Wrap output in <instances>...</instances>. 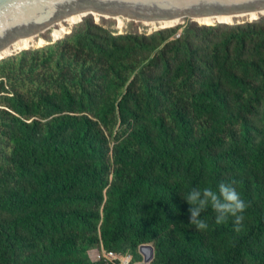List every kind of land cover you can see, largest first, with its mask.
<instances>
[{
	"label": "trees",
	"instance_id": "trees-1",
	"mask_svg": "<svg viewBox=\"0 0 264 264\" xmlns=\"http://www.w3.org/2000/svg\"><path fill=\"white\" fill-rule=\"evenodd\" d=\"M255 23L171 40L169 28L115 35L87 18L34 51L26 77L0 63V264H97V243L133 260L151 244L150 264H264ZM222 182L249 204L243 229L209 206L198 230L183 197Z\"/></svg>",
	"mask_w": 264,
	"mask_h": 264
},
{
	"label": "water",
	"instance_id": "water-1",
	"mask_svg": "<svg viewBox=\"0 0 264 264\" xmlns=\"http://www.w3.org/2000/svg\"><path fill=\"white\" fill-rule=\"evenodd\" d=\"M262 11L264 0H0V52L15 40L43 33L64 22L71 14L80 16L71 24L93 13L139 23L177 21L158 28L165 29L201 16L243 17L252 12L260 15ZM140 249L148 252L150 258L153 255L150 246Z\"/></svg>",
	"mask_w": 264,
	"mask_h": 264
},
{
	"label": "clouds",
	"instance_id": "clouds-1",
	"mask_svg": "<svg viewBox=\"0 0 264 264\" xmlns=\"http://www.w3.org/2000/svg\"><path fill=\"white\" fill-rule=\"evenodd\" d=\"M263 16L264 14L261 13L255 18H250L247 15H244L243 17L245 18L244 20L253 22L259 20ZM158 28H155V31L161 30ZM183 198L190 206L188 209V212L190 213V224L194 225L198 230H206L208 228V223L202 218V213L205 212L209 206L216 213L215 222L217 224L225 223L229 217H231L233 220L234 231L240 232L243 229L242 222L244 220V212L249 207V204L241 197V194L235 187L232 186V184L222 182L219 184L218 190H213L210 187H205L202 190L199 188H193ZM142 246H150L153 250V246L151 244L139 245L137 247V253L140 256V260H133L132 254L130 253L123 255L115 251H107L103 249L99 243L94 244L92 248L89 249L87 254L89 256V260L92 263L95 262L97 264H108V262L113 261L118 262V264H150L154 256V250L153 255L150 258L148 252L144 253L140 249ZM91 256L93 257L90 258Z\"/></svg>",
	"mask_w": 264,
	"mask_h": 264
},
{
	"label": "rangeland",
	"instance_id": "rangeland-1",
	"mask_svg": "<svg viewBox=\"0 0 264 264\" xmlns=\"http://www.w3.org/2000/svg\"><path fill=\"white\" fill-rule=\"evenodd\" d=\"M97 15V14H95ZM100 16H87L86 18L82 19L83 21L88 19H91V21L93 22V24L101 27V28H105V29H109V30H113L115 31V35L117 34H123L126 31H133L134 33H146V34H150L151 32L155 31V28H151L147 25H145L144 23H139V22H132L129 20H121L122 25H119V22L117 19L112 20V19H105L108 17H103V18H99ZM263 18V19H262ZM81 21H78L76 23L73 24H69L68 22H65L64 24H59L60 26H64V29L62 30V32L58 33L61 34L60 37L58 39L55 38H51L50 36H48V30L47 32H44L46 35L43 34H39L37 38L33 39L31 41V45L24 47V48H20V49H11L9 52L5 53L4 55H2L0 57V63L5 62V66L6 67H10L12 69V74H17L21 77H26L27 74L29 73V68H30V64H31V59L34 58L36 56V54L34 53V51L46 48L48 46H50L52 43H54V41L61 39L62 37H64L66 34H68L71 30V28L73 26H77L78 24H80ZM263 20H264V16L261 17L259 20L255 21V29L261 28L264 30V24H263ZM222 22H211L210 24H199L196 22H192V20H183L182 22H180L178 25L169 28L172 31V35L170 37L171 40L175 39V38H183L186 36H189L190 32L187 30V27H190L193 31H196V29H211V30H217V28H220L221 26H227L226 31L227 32H223V33H229V30L238 28V27H243L245 25L246 20H231V21H227V20H220ZM191 23L188 26L187 24ZM59 25H55V27L59 26ZM155 25H159V24H155ZM53 28V26H52ZM157 29V28H156ZM213 32V31H212ZM214 33V32H213ZM193 35V34H192ZM42 40V41H40ZM218 38V37H217ZM51 43V44H50ZM44 44V45H43ZM26 52V58L27 60L25 62L20 63L19 65H16V57L19 56L22 52ZM32 51V54H30V52ZM21 64H23V68H21ZM253 86V85H252ZM251 86V87H252ZM250 87V88H251ZM6 90L8 89L10 92H13V89L11 87H9L8 85L5 86ZM20 93H23L21 90L19 91ZM2 94V93H1ZM4 107L0 106V109H3ZM114 133L115 131L112 132L111 136H106L107 139L109 140V144L112 143L113 139H114ZM104 134L106 135V132H104ZM9 152L8 146L4 143H0V160L4 159L7 157ZM93 256H91L90 258H92Z\"/></svg>",
	"mask_w": 264,
	"mask_h": 264
},
{
	"label": "bare ground",
	"instance_id": "bare-ground-1",
	"mask_svg": "<svg viewBox=\"0 0 264 264\" xmlns=\"http://www.w3.org/2000/svg\"><path fill=\"white\" fill-rule=\"evenodd\" d=\"M95 14L96 13H93L92 15H94V16L98 15V14L97 15H95ZM262 14H264V11H262ZM247 16H249L250 18H255L257 16V14H254L252 12V13L247 14ZM100 17H108V16L104 15V16H100ZM78 18H80V16L71 14L70 16H68V18L64 22L57 23L56 25L64 24L65 22H68L69 24H71L73 21H75ZM108 18H110V17H108ZM234 18H237L238 20L239 19H245L244 17H237L234 15H216V16L207 15V16H201L199 18L193 19V21H196L198 23L210 24L211 22L220 21V20H227V21L236 20ZM117 20L119 22V25L121 26L122 25L121 20H127V19L117 18ZM190 20H192V19H190ZM176 22L177 21H171V22L169 21L167 23H157V24H159L158 26L155 25L154 23H144V24L154 29V28H158V27L168 26L169 24H174ZM63 29H64V26H62V25L61 26L59 25L58 27L57 26L55 27V25H54L53 28L51 27L50 29H48V32H49L48 36L58 38L61 35L58 33L62 32ZM39 34L40 33H36L32 36H28L25 38L15 40V43L9 45V47L7 49L2 50L0 52V57L2 55H4L5 53L9 52L11 49H20V48H24V47L31 45V41L33 39L37 38ZM41 34L46 35L44 32L43 33L41 32ZM40 41H42V40H40Z\"/></svg>",
	"mask_w": 264,
	"mask_h": 264
}]
</instances>
